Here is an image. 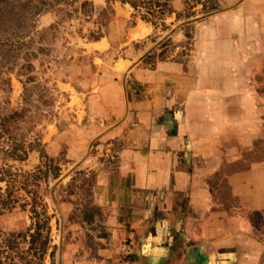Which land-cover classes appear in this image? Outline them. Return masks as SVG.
<instances>
[{
  "label": "crops",
  "instance_id": "obj_1",
  "mask_svg": "<svg viewBox=\"0 0 264 264\" xmlns=\"http://www.w3.org/2000/svg\"><path fill=\"white\" fill-rule=\"evenodd\" d=\"M235 29L184 63L120 60L144 89L101 132L121 142L97 175L109 234L79 264H264V33Z\"/></svg>",
  "mask_w": 264,
  "mask_h": 264
},
{
  "label": "rangeland",
  "instance_id": "obj_2",
  "mask_svg": "<svg viewBox=\"0 0 264 264\" xmlns=\"http://www.w3.org/2000/svg\"><path fill=\"white\" fill-rule=\"evenodd\" d=\"M84 1L90 4L85 14L81 11ZM171 5L181 17L176 20L172 14L165 19L167 29H154L134 17L133 10L120 1L32 0V6L46 9L34 21L36 31L52 27L43 36L32 34V52H36L33 75L51 89L54 98L53 115L38 126L44 151L58 160L62 184L78 171L90 179V186L86 183L80 195L70 198L71 203L57 198L54 205L46 199L47 214L52 216L50 242L39 264H79L82 258L95 254L100 239H108L106 222L111 210L99 197L97 175L106 172L114 178L121 142L104 140L101 132L118 121L116 109L125 112L130 101L142 97L144 89L129 72L118 78L116 74L124 69L120 60L141 56V65L148 69H155L163 61L184 63L193 55L198 35L207 27L221 36L219 33L230 28L235 31L244 22L249 28L259 26L264 33V0H219L217 11L202 15L197 6L189 18L184 15V0H173ZM97 32L102 37L96 42L93 36ZM38 47L43 50L37 51ZM2 77L10 79V89L0 88V106L16 109L23 91L20 79L15 72ZM38 163V154L32 152L25 162L14 166L31 170ZM31 228L27 210L16 208L0 216V231L4 234L27 233ZM28 240L26 236L22 248L27 249Z\"/></svg>",
  "mask_w": 264,
  "mask_h": 264
},
{
  "label": "trees",
  "instance_id": "obj_3",
  "mask_svg": "<svg viewBox=\"0 0 264 264\" xmlns=\"http://www.w3.org/2000/svg\"><path fill=\"white\" fill-rule=\"evenodd\" d=\"M115 1L128 5L134 17H140L154 29L157 26L167 29L165 19L172 14L176 20L181 17L172 9L173 0ZM218 1L184 0V15L186 18L193 16L192 10L197 6L202 15H208L219 9ZM0 3V88L10 89V79L2 75L13 72L23 88L19 107L7 110L0 106V216L20 208L27 210L32 220V228L27 233L4 234L0 231V264H39L50 242L52 216L47 214L46 199L49 198L54 205L57 198L60 202L71 203L70 198L80 195L86 183L90 186V179L78 171L69 182L62 184L58 160L46 154L38 130L41 122L53 115L54 104L51 89L33 75L32 65V58L36 57V52H32V34L43 36L52 28L39 33L34 25L36 18L46 9L32 6V0H0ZM89 5L87 1L81 4L82 13H86L85 8ZM101 37L97 32L93 40L98 41ZM42 50L37 48V51ZM32 152L38 154L39 163L31 170L14 166V163L25 162ZM77 201L78 198L73 204L76 205ZM26 236L29 240L27 249H24L21 244Z\"/></svg>",
  "mask_w": 264,
  "mask_h": 264
}]
</instances>
